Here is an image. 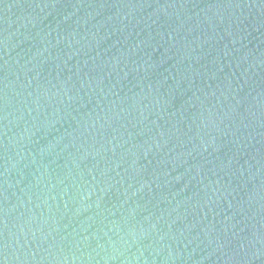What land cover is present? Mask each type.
<instances>
[{
    "label": "water",
    "instance_id": "95a60500",
    "mask_svg": "<svg viewBox=\"0 0 264 264\" xmlns=\"http://www.w3.org/2000/svg\"><path fill=\"white\" fill-rule=\"evenodd\" d=\"M0 264H264V0H0Z\"/></svg>",
    "mask_w": 264,
    "mask_h": 264
}]
</instances>
